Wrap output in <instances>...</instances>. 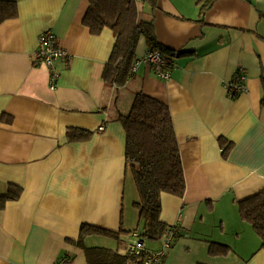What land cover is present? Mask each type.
<instances>
[{
    "label": "crops",
    "instance_id": "crops-1",
    "mask_svg": "<svg viewBox=\"0 0 264 264\" xmlns=\"http://www.w3.org/2000/svg\"><path fill=\"white\" fill-rule=\"evenodd\" d=\"M17 16L0 23V194L20 197L0 210V264H87L75 245L80 226L126 233L138 227L137 192L125 170V132L117 121L141 92L169 109L185 193L162 194L160 219L179 237L162 264H264V250L242 222L238 202L264 190V0H157L139 7L169 58L170 78L140 64L123 87L102 72L114 43L82 24L85 0H4ZM51 31L67 52L49 69L37 62L38 37ZM149 49L141 37L136 58ZM243 69L247 92L229 98L225 84ZM99 127L103 131L99 132ZM90 132L69 142L66 132ZM220 139L230 143L223 154ZM228 251L209 255V245ZM85 248L117 249L90 235ZM160 242L146 243L148 250Z\"/></svg>",
    "mask_w": 264,
    "mask_h": 264
},
{
    "label": "trees",
    "instance_id": "trees-1",
    "mask_svg": "<svg viewBox=\"0 0 264 264\" xmlns=\"http://www.w3.org/2000/svg\"><path fill=\"white\" fill-rule=\"evenodd\" d=\"M85 1L88 6L82 24L90 34L99 35L104 29H108L114 35L113 47L102 72L105 86L123 87L133 76H130V69L137 60L136 48L141 37L145 39L149 49L159 51L168 59L174 57L157 41L152 22L138 20L139 7L150 4L156 8L157 0ZM16 16V4L0 0V23ZM261 105L264 106V82ZM117 121L125 132V170L130 174L137 192V200L132 207L138 213V227L134 232L126 233V240L122 241V232L81 225L78 239L72 243L84 249L87 264H139L142 255L134 256L126 252L132 233L138 234L144 242L146 253L160 250L166 233L173 227L177 228V238L179 237L177 225L167 226L160 219L161 195L181 198L185 193L184 171L169 109L158 100L139 92L135 94L129 112L119 114ZM90 134L85 130L70 128L66 132V138L69 142H75L87 139ZM220 144L223 154L231 147L224 139H220ZM21 191L20 187L9 185L7 192L0 194V210L6 203L17 200ZM237 204L241 221L251 227L261 242L260 248L264 250V190ZM90 235L113 238L118 247L116 250L85 248L82 245L83 239ZM157 242H160L157 249L146 248V243ZM227 251L225 246L211 243L208 252L211 256H219Z\"/></svg>",
    "mask_w": 264,
    "mask_h": 264
},
{
    "label": "built area",
    "instance_id": "built-area-1",
    "mask_svg": "<svg viewBox=\"0 0 264 264\" xmlns=\"http://www.w3.org/2000/svg\"><path fill=\"white\" fill-rule=\"evenodd\" d=\"M55 36L51 31H46L38 37V48L35 53L36 60L39 64L44 65L49 69V88L54 90L56 88L59 73L55 70V63L67 58V52L54 44ZM151 66L156 76L162 80L170 78L169 68L173 66L170 59L165 58L159 51L155 49H148L141 59L133 62L130 69V76L135 73L140 64ZM246 76L243 69H237L235 76L225 84V89L229 98L233 99L241 94L247 92ZM99 132L103 131V127H99ZM177 238V228L170 229L163 241L162 247L158 251L145 252L144 242L140 239L139 235L132 233L126 245V252L130 255L140 256L142 260L139 264H161L165 253L175 243ZM68 257L61 258L56 264H67Z\"/></svg>",
    "mask_w": 264,
    "mask_h": 264
}]
</instances>
